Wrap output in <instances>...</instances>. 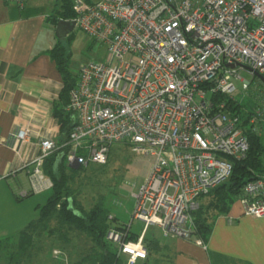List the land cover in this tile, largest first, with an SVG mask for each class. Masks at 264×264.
<instances>
[{"label":"built area","instance_id":"obj_1","mask_svg":"<svg viewBox=\"0 0 264 264\" xmlns=\"http://www.w3.org/2000/svg\"><path fill=\"white\" fill-rule=\"evenodd\" d=\"M7 1L20 8L27 3ZM73 9L71 20L105 45L106 58L78 69L66 107L75 120L70 135L61 145L44 138L41 154L23 160L29 186L18 196L52 189L44 161L61 147L72 167L105 164L120 142L155 157L136 195L134 218L144 222L142 233L126 240L123 230L107 232L119 253L128 255L127 264H134L148 256L144 234L150 226L166 237L192 239L198 197L230 178L233 160L248 156L240 115L212 96L234 99L238 79L250 88L240 67L264 75V0H74ZM260 97L250 119L257 133L264 123ZM30 136L29 125L12 133L17 153ZM236 200L245 214L264 217V175L246 182ZM195 241L206 248L201 237Z\"/></svg>","mask_w":264,"mask_h":264},{"label":"crops","instance_id":"obj_2","mask_svg":"<svg viewBox=\"0 0 264 264\" xmlns=\"http://www.w3.org/2000/svg\"><path fill=\"white\" fill-rule=\"evenodd\" d=\"M61 7V0H27L24 8L0 0V174L8 179L0 180V199L29 186L28 168L20 167L41 154V140L60 139L53 111L64 84L50 52L64 38L54 21L65 19ZM26 125L31 136L17 153L11 135ZM195 238L168 236L134 264H264V217L245 214L237 200L215 219L206 248ZM121 258L127 264L128 255Z\"/></svg>","mask_w":264,"mask_h":264},{"label":"trees","instance_id":"obj_3","mask_svg":"<svg viewBox=\"0 0 264 264\" xmlns=\"http://www.w3.org/2000/svg\"><path fill=\"white\" fill-rule=\"evenodd\" d=\"M61 1L62 17L71 20L75 15L73 9L74 0ZM7 2L10 3L9 1ZM54 21L56 23L59 22L56 19ZM74 36L75 31L73 30L67 37L60 38L50 52L62 74L64 84L60 91L59 99L54 104L53 111L54 117L60 124L59 145L68 139L75 124L72 114L66 110L70 91L78 83L77 72L69 68V41ZM212 98L214 103L225 100L228 108L240 115V125L249 137L250 150L246 159L233 160V172L227 181L212 189L208 194L198 197L199 207L193 212L195 224L193 237H201L205 242L210 236L215 219L218 215L227 213L230 210L242 186L249 180L259 175H264L261 161L264 147L261 135L254 131L253 125L250 123L253 111L246 109L243 103L237 102L224 94H214ZM66 150L67 147L58 148L49 154L44 161L45 172L51 177L54 185L50 190L51 194L47 202L38 206L40 208V217L30 222L26 228L20 231L16 253L19 251L23 253L32 245L34 234H36L39 226L42 225L45 229L52 225L54 221L57 224L54 228L58 227L63 234L74 231L84 234L92 242L89 251L73 264H123L122 254L119 253L118 245L107 238L109 228L114 227L127 232L126 240H137L141 232L134 231L132 225L128 227L125 224H120L116 217L111 220L110 211L101 200L96 201L89 208L84 205L78 198L76 189L71 187V182L75 181L89 165L78 168L69 166L64 155ZM21 198L23 197H19V199ZM113 222H116V224ZM148 230L149 228L144 234V244L149 253L157 252L161 248V242L156 237L149 238L147 235ZM63 234L62 237L64 239L70 238L68 235ZM3 246L4 242L0 239V253ZM12 257L13 255L11 254Z\"/></svg>","mask_w":264,"mask_h":264},{"label":"rangeland","instance_id":"obj_4","mask_svg":"<svg viewBox=\"0 0 264 264\" xmlns=\"http://www.w3.org/2000/svg\"><path fill=\"white\" fill-rule=\"evenodd\" d=\"M74 31L75 36L69 41V68L72 71L77 72L89 61L106 58L104 44L92 41L77 27ZM239 72L242 78L250 81V88L244 90L243 81L238 79L235 81L237 90L232 96L237 102L243 103L246 109L255 110L260 104L259 97L264 96V82L243 67L239 68ZM260 91L262 94L259 96ZM259 133L264 147V123L259 128ZM261 161L264 168V152ZM154 162L155 157L134 152L126 143H114L108 162L90 163L88 168L71 182V187L76 189L78 198L87 208L101 200L110 211L111 220L116 217L120 224L132 225L134 231L142 232L144 222L134 218L136 195ZM4 181L7 182L8 179L4 178ZM50 194L49 190L19 199L18 194L14 192L13 199H0V228L9 232L3 234L0 231V239L4 242L0 264H73L89 251L92 242L84 234L69 231L64 234L70 238L64 239L62 231L58 227L54 228L57 224L53 221L52 225L45 229L42 225L39 226L32 245L25 252L16 253L20 231L40 217L38 206L44 205ZM147 235L163 242L166 240V236L157 226H150ZM56 249L61 252L56 254L54 252Z\"/></svg>","mask_w":264,"mask_h":264},{"label":"water","instance_id":"obj_5","mask_svg":"<svg viewBox=\"0 0 264 264\" xmlns=\"http://www.w3.org/2000/svg\"><path fill=\"white\" fill-rule=\"evenodd\" d=\"M76 25L73 20L60 19L58 22L57 32L60 37H66L70 32L75 29ZM231 67H235L236 64L230 65ZM240 66V65H238ZM255 75L264 82V75L255 72Z\"/></svg>","mask_w":264,"mask_h":264}]
</instances>
